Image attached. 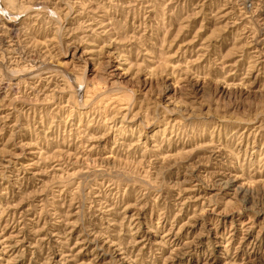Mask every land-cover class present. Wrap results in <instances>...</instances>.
Returning <instances> with one entry per match:
<instances>
[{
  "label": "rangeland",
  "instance_id": "1",
  "mask_svg": "<svg viewBox=\"0 0 264 264\" xmlns=\"http://www.w3.org/2000/svg\"><path fill=\"white\" fill-rule=\"evenodd\" d=\"M0 264H264V0H0Z\"/></svg>",
  "mask_w": 264,
  "mask_h": 264
}]
</instances>
